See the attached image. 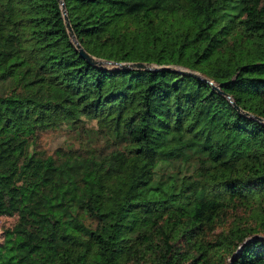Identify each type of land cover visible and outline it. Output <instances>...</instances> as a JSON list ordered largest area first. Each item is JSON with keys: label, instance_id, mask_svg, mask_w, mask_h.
Masks as SVG:
<instances>
[{"label": "trees", "instance_id": "obj_1", "mask_svg": "<svg viewBox=\"0 0 264 264\" xmlns=\"http://www.w3.org/2000/svg\"><path fill=\"white\" fill-rule=\"evenodd\" d=\"M62 1L89 54L153 68L0 0V264H264V0ZM85 118L109 146L29 151Z\"/></svg>", "mask_w": 264, "mask_h": 264}, {"label": "rangeland", "instance_id": "obj_2", "mask_svg": "<svg viewBox=\"0 0 264 264\" xmlns=\"http://www.w3.org/2000/svg\"><path fill=\"white\" fill-rule=\"evenodd\" d=\"M113 67V63H103ZM23 130L28 131L33 126V120L28 117L20 121ZM98 126L94 119L82 120L76 124L67 122L60 123L54 127L38 129L36 136L31 138L29 151H37L42 154L55 153V150L85 151L90 148L99 149L108 145L106 137L98 131ZM109 148V147H108ZM15 221V216H0V235L2 229L11 226ZM217 227L213 233L219 231Z\"/></svg>", "mask_w": 264, "mask_h": 264}, {"label": "water", "instance_id": "obj_3", "mask_svg": "<svg viewBox=\"0 0 264 264\" xmlns=\"http://www.w3.org/2000/svg\"><path fill=\"white\" fill-rule=\"evenodd\" d=\"M61 2V7L63 9V15H64V23H65V26L68 30V33H69V36L71 37V39L73 40V42L76 44V46L78 47L80 53L90 62L92 63H97L99 65L103 64V63H116V62H111L109 60H105V59H101V58H96L95 56L89 54L82 46L81 44L79 43V41L77 40L74 32H73V29H72V26L70 24V21H69V18L66 14V10H65V7H64V3L62 0H60ZM117 66H120L122 68H125V67H142V68H153L152 65H150L149 63H146V62H142V61H137V62H131V63H123V62H117L116 63ZM167 68H171L170 66H167ZM182 71H185L187 73H191V74H195L197 75L195 72H190V71H186V70H182ZM211 82V81H210ZM259 237V236H257ZM262 237V236H260Z\"/></svg>", "mask_w": 264, "mask_h": 264}]
</instances>
